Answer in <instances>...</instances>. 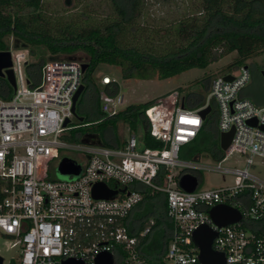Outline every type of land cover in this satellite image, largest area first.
<instances>
[{"label": "built area", "instance_id": "1", "mask_svg": "<svg viewBox=\"0 0 264 264\" xmlns=\"http://www.w3.org/2000/svg\"><path fill=\"white\" fill-rule=\"evenodd\" d=\"M9 50L17 88L10 100L0 98V231L16 239L13 246H21L19 264H63L71 258L97 264L102 252L112 253L116 264H151L140 246L153 233L156 218L150 216L136 233L126 222L144 200L135 183L167 194L173 229L164 264H203L194 233L204 225L216 232L212 248L224 255L226 264H264V233L250 227L264 218V180L250 172L255 158H264V106L242 94L252 78L248 65L215 76L198 108L185 106L178 89L158 98L146 110L149 133L158 145L139 150L136 134L117 148L64 141L75 127L64 123L74 117V96L83 84L82 61H48L40 83L32 86L26 73L29 51ZM228 74L232 80L225 78ZM101 82L115 81L104 75ZM122 102L118 96L114 104ZM212 103L218 111L219 138L234 130L224 158L216 165L181 159L183 146L203 127L200 112ZM101 110L120 112L108 103ZM64 148L78 152L74 161L82 172L77 178L51 179L50 163ZM233 153L246 156V168L223 166ZM203 170L219 172L224 179L234 175L236 183L210 189L198 185L193 192L180 187L184 174ZM97 183L118 190L117 195L95 198ZM222 204L240 210L242 219L218 225L210 210Z\"/></svg>", "mask_w": 264, "mask_h": 264}, {"label": "trees", "instance_id": "2", "mask_svg": "<svg viewBox=\"0 0 264 264\" xmlns=\"http://www.w3.org/2000/svg\"><path fill=\"white\" fill-rule=\"evenodd\" d=\"M151 1L161 6L170 0ZM69 2L71 0H67ZM47 3V0H0V51L10 49L11 39L15 40V49L29 50L35 58L26 65L32 86L40 83L42 68L48 61L82 57L88 62L83 76L85 89L77 106L84 120L71 123L70 126L75 127L69 130L71 138L76 141L93 132L99 134L103 145L123 147L127 140L116 139L112 143L104 138L105 133L110 129L116 132L119 122L135 126L137 121H142L146 127L147 145H158L149 133L146 115V110L158 98L130 104L115 115L101 110L96 72L102 64L119 66L125 79L163 80L192 68H207L233 52H237V57L226 68H238L264 51V0H202L197 14L189 15L167 28L171 30V36L177 37L178 44L170 39L165 46H158L161 49L138 43V40H153L143 26L137 24L146 12V0H109L111 15L91 22V16L82 12L81 23L75 21L58 26L57 33L46 16ZM114 85L115 82L105 86L114 93ZM89 90L96 96L92 115L82 112L84 97ZM178 90L187 107L198 108L205 103L204 94L186 92L182 87ZM14 93L11 84L0 77V98L10 100ZM211 107L203 127L190 143L187 155L184 153L188 156L186 159H200L202 154L215 161L224 158L225 152L219 140L218 111L215 104L212 103ZM193 173L200 181L201 172ZM133 188L144 192V200L132 210L126 222L136 233L145 227L150 216L156 218L153 233L142 241L140 248L151 264H164L163 255L173 229L167 217V194L154 192L141 183L133 184ZM250 227L264 233V218L251 223ZM10 264H19V260L12 259Z\"/></svg>", "mask_w": 264, "mask_h": 264}, {"label": "rangeland", "instance_id": "3", "mask_svg": "<svg viewBox=\"0 0 264 264\" xmlns=\"http://www.w3.org/2000/svg\"><path fill=\"white\" fill-rule=\"evenodd\" d=\"M47 1L48 3L46 4L45 13L51 22L53 31L56 33L58 26L75 21L81 23V20L84 17L81 16V14H83L82 12H87V14L91 16V22L99 21L101 18L109 16L112 13L109 0H71L69 3H67V0ZM201 1L202 0H170L168 3L160 6L151 0H146V12L137 24L143 26L146 30V34H150L153 40H138V43L145 47L155 46L156 49H161L158 46H165L170 39L178 44V40H175L177 37L175 35L171 36L169 33L171 30H168L167 28L189 15L197 14V11L201 6ZM14 41V39L10 40V48H14ZM47 55H49V53ZM236 57L237 52H233L218 62L210 64L207 68H192L174 77L163 80L156 78L125 79L119 66L102 64L96 72L98 90L101 95L100 106L102 107L104 103H108L111 109L115 108L118 111H122L130 104H138L154 98H161L180 87L184 88L186 92H197L207 96L211 89L212 79L215 76L223 75L229 71H235L234 67L229 69L226 67L231 64ZM33 60H35V58L29 52L28 62H32ZM247 65L251 70L252 78L250 83L243 90V96L249 97L259 105L264 106V82L261 74L264 68V51L259 56L248 61ZM104 75H109L115 81L114 93H111L101 82ZM118 96L123 97V102L115 105L114 101ZM95 107L96 96L92 90H89L84 97L82 112L86 114L90 113L92 115ZM78 122L81 121L74 116L71 123ZM70 134L71 131L68 130L62 139L68 143L77 142L74 138H71ZM132 134H136L138 137L139 150L148 146L146 141V127L142 121H137L135 126L126 122H119L116 132L110 129L105 133L104 138L107 141L114 143L116 139L121 141L127 140ZM190 145L191 144L189 143L183 146L180 154L181 159L189 160L186 159L188 158L186 155ZM78 158L79 154L77 151L66 148L61 149L59 155L50 163V178L67 179L61 173L62 162L66 159L78 160ZM200 160L201 163H210L213 165L218 163V161L206 157L203 154L201 155ZM223 166L244 169L246 168V156L240 153H233L224 161ZM250 172L264 180V158L256 157L254 165L250 168ZM235 183L236 179L234 175L229 174L224 179L223 175L219 172L203 170L201 171L199 187L202 189L220 188L231 186ZM15 241L16 239L14 237L5 235L0 231V254L5 258L4 264H10L12 259L16 261L19 260L21 246H13Z\"/></svg>", "mask_w": 264, "mask_h": 264}, {"label": "water", "instance_id": "4", "mask_svg": "<svg viewBox=\"0 0 264 264\" xmlns=\"http://www.w3.org/2000/svg\"><path fill=\"white\" fill-rule=\"evenodd\" d=\"M74 60L82 61V70L88 67V62L82 57L75 58ZM28 63V62H27ZM26 63V65H27ZM12 53L11 50L0 51V77L5 78L11 86L16 90V77L12 69ZM262 76H264V70L262 71ZM226 79L232 80L233 76L228 74L225 76ZM85 89V84L83 83L77 93L74 96L73 102V113L80 121L84 120L83 116H80L77 111L78 101ZM212 107L208 106L203 109L200 113L203 119H206L208 113L211 111ZM72 120L67 118L64 126H67ZM252 125L256 124V120H251ZM234 130L223 132L220 134V147L222 150H226L233 138ZM83 143H91L96 145H101L102 140L99 134L88 133L85 134L81 140ZM82 172V166L77 164L72 159H66L61 164V173L65 178L74 175L75 178L79 177ZM199 185L198 176L192 173L184 174L180 179V187L188 192H193ZM125 190V189H124ZM118 193V190L110 188L106 183H97L93 187V196L97 199H111L114 198ZM210 214L213 220L218 225H226L234 222H238L242 219V213L235 207L230 205H218L210 210ZM216 236V232L212 230L208 225L201 226L194 233V240L200 248V258L203 264H226L225 257L222 253L214 251L212 248V241ZM5 258L0 254V264H4ZM63 264H84L82 260L68 259L65 260ZM97 264H116L115 257L110 252H102L97 257Z\"/></svg>", "mask_w": 264, "mask_h": 264}, {"label": "crops", "instance_id": "5", "mask_svg": "<svg viewBox=\"0 0 264 264\" xmlns=\"http://www.w3.org/2000/svg\"><path fill=\"white\" fill-rule=\"evenodd\" d=\"M242 94H243V91H242ZM249 98V97H248ZM255 102V101H254ZM256 103V102H255ZM256 104H258V103H256ZM259 105V104H258ZM260 106H262V105H260Z\"/></svg>", "mask_w": 264, "mask_h": 264}, {"label": "flooded vegetation", "instance_id": "6", "mask_svg": "<svg viewBox=\"0 0 264 264\" xmlns=\"http://www.w3.org/2000/svg\"><path fill=\"white\" fill-rule=\"evenodd\" d=\"M88 133H93V132H88Z\"/></svg>", "mask_w": 264, "mask_h": 264}]
</instances>
